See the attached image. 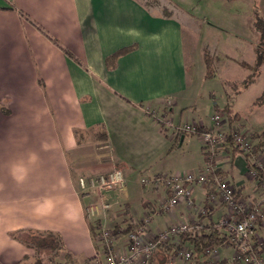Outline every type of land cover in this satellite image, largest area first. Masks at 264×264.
<instances>
[{
  "label": "crops",
  "instance_id": "1",
  "mask_svg": "<svg viewBox=\"0 0 264 264\" xmlns=\"http://www.w3.org/2000/svg\"><path fill=\"white\" fill-rule=\"evenodd\" d=\"M195 25L172 0H0V264H34L33 249L13 236L17 230L58 233L64 249L82 264L102 255L90 220L99 219L109 230L128 219L124 223L132 221L138 229L149 216L147 231L139 234L143 239L171 223L197 221L208 204L207 184L193 186L191 205L160 206L165 189L155 176L179 171L161 173L158 167L189 135L173 133L172 126L210 127L216 108L231 102L239 115L234 128L248 138L264 130V103L255 105V96L239 105L243 90L226 93L221 105L213 101L207 119L189 121L196 108L191 86L196 58L204 67L202 77L214 75L207 76L208 46L203 28ZM201 35L199 50L195 37ZM229 83L223 80L224 86ZM149 107L162 111L152 115ZM219 126L227 130L224 117ZM75 129L105 131L107 159L92 138L77 140ZM199 147L203 154L201 137ZM253 159L264 167V150ZM214 161L238 198L264 195L249 177L243 154L219 150ZM113 168L122 171V187L101 193L80 188L79 177ZM211 206L215 221L228 217L225 204L216 200ZM258 232L264 239V228ZM112 239L115 253L128 252V236ZM159 246L158 257L167 256L168 264H205L177 254L189 250L187 244L178 246L177 235ZM217 250L215 261L225 258L230 264L235 251ZM255 250L264 259V244Z\"/></svg>",
  "mask_w": 264,
  "mask_h": 264
},
{
  "label": "built area",
  "instance_id": "2",
  "mask_svg": "<svg viewBox=\"0 0 264 264\" xmlns=\"http://www.w3.org/2000/svg\"><path fill=\"white\" fill-rule=\"evenodd\" d=\"M212 126L199 127L197 125L183 123L172 126L173 133L179 134L185 132L188 134H199L202 139L204 166L201 170L181 171L173 174H159L155 176V181L160 182L165 189L160 206L164 210H170L172 207L185 202L188 205L193 203V186L210 183L214 186L215 192L208 194V204L212 205L216 200L228 207L229 215L226 218L218 220V224L226 226L235 238L240 242L241 254L240 263L244 264H264L262 258L256 253V246L264 244V239L258 237V227L264 228V195L257 200H242L235 196V187L227 180L214 173L216 169L214 158L221 149L225 140L227 130L220 128L222 114L214 112L211 116ZM168 124V122H166ZM169 125V124H168ZM166 125V126H168ZM236 144L243 151H246L250 142L240 132L233 135ZM257 169H248V175L256 179L258 169L264 172V167L256 163ZM146 182V180H143ZM78 184L81 189L93 188L98 192L120 188L123 185V175L119 168H113L105 174L91 175L88 178L79 177ZM264 189V181L258 183ZM102 208L107 210L108 203L102 202ZM150 217L143 218L142 227L140 226L135 232H131L128 237L130 241L129 250L124 254H117L111 247V238L109 231L101 228L99 235L102 247V259L96 255V258L90 264H148L149 259L156 247H158L169 235H178L189 229H199L200 224L195 220L192 223L176 222L171 223L164 231H159L154 237L147 239L141 238L140 233L147 231V224ZM254 238V239H253ZM177 254L185 259L191 260L192 252L188 249H179ZM218 255L217 248H212L209 258H216ZM235 256V255H234ZM168 264V263H163Z\"/></svg>",
  "mask_w": 264,
  "mask_h": 264
},
{
  "label": "rangeland",
  "instance_id": "3",
  "mask_svg": "<svg viewBox=\"0 0 264 264\" xmlns=\"http://www.w3.org/2000/svg\"><path fill=\"white\" fill-rule=\"evenodd\" d=\"M172 1L176 2L180 8L190 14L193 23L197 24L195 26L203 28V39L208 46L207 55L211 60H214V62H212V68L216 62L215 69L211 68V70H209L214 74L212 77H202L204 67H201L200 65V57L196 58V63L194 67H192L191 72V86L193 87L194 98L193 103L196 105V108L194 109L193 107V109L189 112V121L192 122L194 119H207L210 111L212 110L213 101H216L218 105H221V103L225 101L226 93H232L234 91L232 86H224L223 80L230 82L235 81L238 84L249 72L240 65V61L244 60L250 63L254 60V48L257 43L261 41V39L259 38V34L254 31L253 22L255 16L264 20V0ZM195 42L200 50L203 43L202 35L200 38H198V36L195 37ZM198 53H200V51H198ZM197 64L200 66L199 70L196 66ZM259 70L260 74L256 77L255 81L241 92L238 98L239 105L246 103L249 99L255 96H260L262 90L264 89V66L261 65ZM244 108L245 110L247 109V107ZM147 110L152 115H160L159 112L161 109L149 107ZM174 121L176 122L177 120ZM101 132L102 131H98L97 133L81 131L79 139L84 137L92 138L97 145V151L105 159H107V153L109 150L107 142L101 139ZM198 136L199 134H189L186 142L180 148H178L175 144L173 150L176 151L164 159V163L162 164L165 166L158 167V172H196L198 168L197 166L204 164V157L201 153L202 150L200 151L199 147L200 137L198 138ZM238 154L241 155L242 153ZM163 155L161 157H164ZM228 159L229 162H232V157ZM110 228V231L105 228L109 231V234L112 230V228ZM21 234L23 235V233ZM98 236L100 237L99 234ZM258 237L259 236L255 239H258ZM110 238L112 242V238L114 237L110 235ZM32 249L35 256L39 257L46 264H59V262L63 261V255L64 252H66H57L56 250L47 249ZM259 257L262 258L261 256ZM100 258L102 259V256H100ZM215 259L216 258H209V256H207L204 259V262L205 264H215V262H217ZM262 260L264 263L263 258ZM90 263H92V261Z\"/></svg>",
  "mask_w": 264,
  "mask_h": 264
},
{
  "label": "trees",
  "instance_id": "4",
  "mask_svg": "<svg viewBox=\"0 0 264 264\" xmlns=\"http://www.w3.org/2000/svg\"><path fill=\"white\" fill-rule=\"evenodd\" d=\"M231 1V0H227ZM254 31L259 34V38L261 41L257 43L255 46V57L252 64L245 63L242 61L240 63L241 66L247 68L249 73L242 79L241 82L238 84L236 82H230L229 85L234 88L232 92L233 95L238 94L243 89H245L248 85H250L253 81H255L256 77L260 74L259 68L261 65L264 66V20L260 17H256L253 22ZM123 52V51H121ZM121 52H117L111 56L110 59H113L116 55ZM212 60L206 59V63L208 66L207 69V76H212L213 73L211 70L210 65ZM264 103V89L262 90L259 97L255 99L254 104H262ZM216 111L222 114L224 117L225 122L227 124V134L225 136V140L222 143L221 149L226 152H232L233 155L237 153H242L243 157L246 161V166L248 169H257L256 163L254 162L253 156L264 150V130L262 131H253L248 134V140L250 142L246 151H243L238 144L235 143L233 139V135L238 129L234 128V122L239 120L238 113L232 110L231 102H227L222 108H216ZM101 130L95 131L96 133ZM75 138L79 140L80 137V130H73ZM186 134L185 132H181L180 135ZM192 134V133H191ZM101 139L106 141V133L102 130L101 132ZM220 177L226 179V175L223 174L222 170L216 167L215 172ZM257 183L264 181V172L259 171L257 173L256 179ZM209 187L208 193L215 192L214 186L210 183L207 184ZM235 196H238V193L235 191ZM215 208L211 205H208L205 201L204 203V210L203 212L199 213L197 216V222L200 224L199 229H189L187 231L181 232L177 235L178 239V246L187 244L189 250L192 252L191 260H195L197 262L202 261L209 255L210 250L212 248H219V247H229L235 251V256L230 260V264H240L241 259L237 258V255H242L240 250V242L235 238L234 234L231 231L226 229L225 225L218 224L217 221L213 219V215L215 214ZM128 220V219H126ZM123 220L120 223H116L115 226L112 228L110 235L115 239H119L123 236H128L131 232L136 231V223L129 221L125 222ZM89 227L91 234L93 236L95 245L98 247L97 242L101 243V240L98 236L101 228V222L99 219H94L89 221ZM23 233V235L21 234ZM13 236L18 239L23 244L34 248L35 250L39 249H47V250H56L57 252L66 251L64 249L63 242L61 237L58 233L52 231H34V230H17L13 233ZM98 236V237H97ZM254 239V238H253ZM162 244V243H161ZM160 244V245H161ZM262 246V245H261ZM99 247H103L99 244ZM160 247V246H158ZM156 247L149 259L148 264H163L167 261V256H160V248ZM178 252V250H177ZM256 253H258L256 251ZM97 255V254H96ZM96 255L92 256L91 258L85 259L82 264H89L96 258ZM243 256V255H242ZM34 264H46L44 263L39 257L35 256ZM59 264H78L75 259L69 254L67 251L64 252L63 261L59 262ZM215 264H229V262L222 258L215 262Z\"/></svg>",
  "mask_w": 264,
  "mask_h": 264
}]
</instances>
